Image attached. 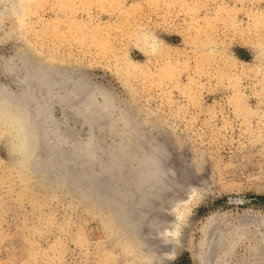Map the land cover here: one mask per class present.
Masks as SVG:
<instances>
[{
	"label": "rangeland",
	"instance_id": "rangeland-1",
	"mask_svg": "<svg viewBox=\"0 0 264 264\" xmlns=\"http://www.w3.org/2000/svg\"><path fill=\"white\" fill-rule=\"evenodd\" d=\"M145 34L164 49L143 53ZM263 52L264 0H0V93L61 70L64 91L73 78L97 89L174 179L137 213L138 249L111 209L26 170L0 119V264H198L211 250L263 264ZM77 119L67 126L85 138ZM118 124L96 140L109 143Z\"/></svg>",
	"mask_w": 264,
	"mask_h": 264
},
{
	"label": "bare ground",
	"instance_id": "bare-ground-1",
	"mask_svg": "<svg viewBox=\"0 0 264 264\" xmlns=\"http://www.w3.org/2000/svg\"><path fill=\"white\" fill-rule=\"evenodd\" d=\"M156 40L145 34L140 36L138 47L146 54L164 49V42L160 44ZM261 54L264 64V52ZM62 72L55 74L49 67L41 68L36 73L28 72L22 87L14 91L2 89L0 119L7 122L13 133L11 143L15 158L22 160L24 168L36 177L52 185L71 187L83 199L111 209V220L123 234L135 237L132 239L135 244L138 241L136 245L141 249L143 239L138 236L140 218L136 220L137 213L166 194L174 179L164 172L162 157L148 145L149 142L141 135H130L132 126H124L127 121L121 116L122 112L111 116L105 104L95 100V94L100 92L95 88L84 91L78 84L79 79L73 78L70 88L64 91L59 84L69 78ZM55 107L59 108L61 119L53 116ZM70 116L77 117V122L86 128L85 138L76 137L73 129L67 126ZM103 118L107 121L102 122ZM111 121L119 122L111 141L96 140L95 130L107 129ZM256 222V227L264 232V223ZM212 232L215 233V227ZM212 238L211 242L215 241V236ZM208 253H200L198 264H227L231 252H223L218 259Z\"/></svg>",
	"mask_w": 264,
	"mask_h": 264
},
{
	"label": "water",
	"instance_id": "water-1",
	"mask_svg": "<svg viewBox=\"0 0 264 264\" xmlns=\"http://www.w3.org/2000/svg\"><path fill=\"white\" fill-rule=\"evenodd\" d=\"M49 70H53V73L55 72V74H56V73H59V71H60V70H57V69H54V68H49ZM62 73H63V72H62ZM63 74H64V73H63ZM66 77H67V75H66ZM81 82L83 83V81H81ZM82 83H81V84H82Z\"/></svg>",
	"mask_w": 264,
	"mask_h": 264
}]
</instances>
